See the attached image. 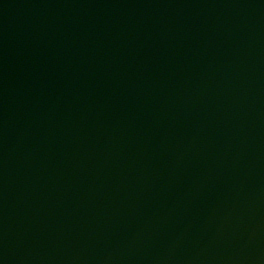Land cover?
I'll list each match as a JSON object with an SVG mask.
<instances>
[{"label": "water", "instance_id": "95a60500", "mask_svg": "<svg viewBox=\"0 0 264 264\" xmlns=\"http://www.w3.org/2000/svg\"><path fill=\"white\" fill-rule=\"evenodd\" d=\"M0 264H264V0H0Z\"/></svg>", "mask_w": 264, "mask_h": 264}]
</instances>
